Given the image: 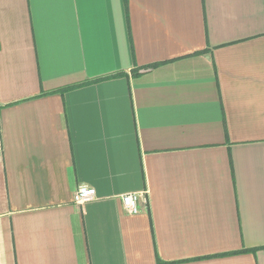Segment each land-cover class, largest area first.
<instances>
[{
  "label": "crops",
  "instance_id": "0c3cea01",
  "mask_svg": "<svg viewBox=\"0 0 264 264\" xmlns=\"http://www.w3.org/2000/svg\"><path fill=\"white\" fill-rule=\"evenodd\" d=\"M0 129V264H264V0H0Z\"/></svg>",
  "mask_w": 264,
  "mask_h": 264
},
{
  "label": "built area",
  "instance_id": "2783aa9c",
  "mask_svg": "<svg viewBox=\"0 0 264 264\" xmlns=\"http://www.w3.org/2000/svg\"><path fill=\"white\" fill-rule=\"evenodd\" d=\"M0 144H1V129H0ZM96 196V191L94 188L88 187V186H80L77 191L75 197V202L77 204H84L87 201H90L94 199ZM121 200L123 203L124 208L126 209V212L129 214H138L141 212L140 202L145 200V193L141 192H133V193H127L123 194L121 196Z\"/></svg>",
  "mask_w": 264,
  "mask_h": 264
},
{
  "label": "trees",
  "instance_id": "16d2710c",
  "mask_svg": "<svg viewBox=\"0 0 264 264\" xmlns=\"http://www.w3.org/2000/svg\"><path fill=\"white\" fill-rule=\"evenodd\" d=\"M74 87V86H73ZM69 88H72V86H69V87H67V88H64V89H69ZM64 89H61V90H64Z\"/></svg>",
  "mask_w": 264,
  "mask_h": 264
}]
</instances>
